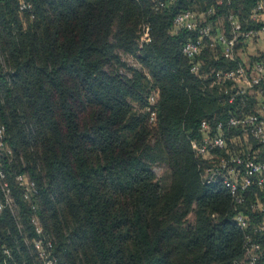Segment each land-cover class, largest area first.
Masks as SVG:
<instances>
[{
    "label": "trees",
    "instance_id": "16d2710c",
    "mask_svg": "<svg viewBox=\"0 0 264 264\" xmlns=\"http://www.w3.org/2000/svg\"><path fill=\"white\" fill-rule=\"evenodd\" d=\"M29 1L31 10L20 11L19 0H0V122L10 150L0 151V165L12 199L10 207L0 181V264H23L20 254L33 262L24 235L38 238L33 215L55 264H237L244 232L231 219L229 190L203 183L190 140L201 120L213 125L241 111V100L229 105L211 85L212 71L241 60L208 44L186 58L181 47L196 32L176 30L173 19L190 9L214 32L219 17L229 32V14L256 28L249 15L258 0H174L163 8L155 0ZM143 25L149 40L140 43ZM154 165L166 173L156 177ZM18 174L35 184L29 199ZM245 194L238 209L264 264V233L253 231L263 213L249 207L264 191Z\"/></svg>",
    "mask_w": 264,
    "mask_h": 264
},
{
    "label": "built area",
    "instance_id": "2783aa9c",
    "mask_svg": "<svg viewBox=\"0 0 264 264\" xmlns=\"http://www.w3.org/2000/svg\"><path fill=\"white\" fill-rule=\"evenodd\" d=\"M174 0H155L156 8H163ZM19 10H31L29 0H19ZM211 10H208V13ZM204 14L194 10H184L175 15L173 27L196 32L193 39L185 41L181 52L186 58L193 60L205 47L206 44L219 48L221 53L230 60H235L234 49L238 39H243L245 44L256 40L258 44H264V0H258L250 12L249 19L260 26L242 27L237 17L229 14V32L215 31L214 28L205 23ZM149 40V27L143 25L140 43ZM262 51L261 47L259 48ZM243 58L234 68H226L212 71L214 79L211 85H219L221 91L226 95L227 104H233L237 99L241 100V111L237 114L229 113L224 120L215 121L212 125L209 120L203 119L198 124V136L190 140L191 148L195 157L201 161V179L203 183H221L228 188L234 214L232 220L244 232V256L237 264H260L259 255L261 245L250 236L249 219L246 214L238 209L246 202V192L255 187L264 191V59L249 61L246 65ZM200 63L193 62L191 71L198 73ZM252 100L251 111L246 110L247 103ZM158 98L157 89H153L149 96L146 111L149 112V122L156 120L155 103ZM233 131V132H232ZM232 132V133H231ZM235 132V133H234ZM5 128L0 122V151L10 152L4 141ZM238 138L245 141V147L235 148L233 142ZM250 141L249 144L247 141ZM16 182L23 190L24 199H29L35 192V184L25 174H18ZM1 189L5 197V203L12 206L10 188L5 180V173L0 165ZM4 203L0 200V211ZM249 207L262 212L261 220L253 226L254 232L264 233V197L263 199L254 195ZM14 211V210H13ZM38 238L33 241L42 264H55L51 251V240L43 236L42 225L36 215L30 219ZM2 254L13 262L10 251L2 248Z\"/></svg>",
    "mask_w": 264,
    "mask_h": 264
},
{
    "label": "rangeland",
    "instance_id": "374dc122",
    "mask_svg": "<svg viewBox=\"0 0 264 264\" xmlns=\"http://www.w3.org/2000/svg\"><path fill=\"white\" fill-rule=\"evenodd\" d=\"M215 24H216V28L218 29V31H222V32L224 31V22L222 21V18L219 17L215 21ZM260 47H261L262 51H264V44L260 45V44H258V42L256 40L249 41V43L245 44L243 39H238L236 46H235V49H234V54H235V57H237L238 59L240 58V60L243 58L245 64L247 65L249 61H254V60H257L258 57H262L260 52L258 51ZM122 58L128 65L136 67V68H140L139 63L137 62V60L134 56L123 55ZM247 142L249 144L250 141L248 140ZM233 146L235 148H240V147H245L247 145L243 139L238 138L235 142H233ZM152 171L156 175V177H160L164 173H166V168L164 166H161V165H154L152 167ZM14 214H16L15 210H14ZM192 220H193V215L189 214L188 221H192ZM21 226L22 225H20V228H21ZM24 235H25V243L29 247V251L33 257V262L29 263L27 261V259L24 257V255L20 254L21 258L23 259V261L21 263H23V264H41L42 259L38 256L34 243L30 242V240L26 237V233Z\"/></svg>",
    "mask_w": 264,
    "mask_h": 264
}]
</instances>
